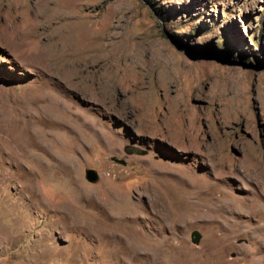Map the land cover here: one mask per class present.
<instances>
[{
    "label": "rangeland",
    "instance_id": "rangeland-1",
    "mask_svg": "<svg viewBox=\"0 0 264 264\" xmlns=\"http://www.w3.org/2000/svg\"><path fill=\"white\" fill-rule=\"evenodd\" d=\"M69 1L0 0V264H264V0Z\"/></svg>",
    "mask_w": 264,
    "mask_h": 264
},
{
    "label": "water",
    "instance_id": "water-1",
    "mask_svg": "<svg viewBox=\"0 0 264 264\" xmlns=\"http://www.w3.org/2000/svg\"><path fill=\"white\" fill-rule=\"evenodd\" d=\"M85 177H86V180L89 181L90 183H96L98 181V175L97 173L94 171V170H87L85 172ZM200 240V235L198 234V232L194 231L192 234H191V241L193 244H198Z\"/></svg>",
    "mask_w": 264,
    "mask_h": 264
},
{
    "label": "bare ground",
    "instance_id": "bare-ground-1",
    "mask_svg": "<svg viewBox=\"0 0 264 264\" xmlns=\"http://www.w3.org/2000/svg\"><path fill=\"white\" fill-rule=\"evenodd\" d=\"M70 2H72V0L71 1H69V4H70ZM72 6V5H71ZM74 6H75V4H74ZM69 8V7H68ZM70 9V8H69ZM72 9V8H71ZM52 105V104H51ZM142 120V119H141ZM78 141H80V140H78ZM58 145V144H57ZM59 147H61V148H64L65 150H68V151H71V152H73V153H76L75 152V148H74V146L73 145H68V147H66V146H64V145H60ZM76 147V146H75ZM112 148V147H111ZM93 202V201H92ZM91 202V203H92ZM230 205V204H229ZM226 207V206H225ZM229 207V206H228ZM230 208H231V206H230ZM259 211V210H258ZM263 217V216H262ZM97 226V225H96ZM113 233V232H112ZM113 236H115V235H113ZM263 237V236H262ZM264 243V242H263ZM264 262V261H263ZM259 263V262H258ZM261 263V262H260Z\"/></svg>",
    "mask_w": 264,
    "mask_h": 264
}]
</instances>
